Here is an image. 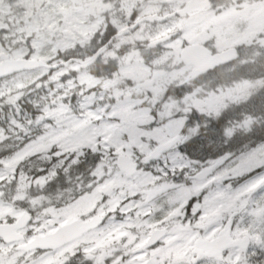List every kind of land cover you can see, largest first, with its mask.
<instances>
[{
    "label": "snow or ice",
    "instance_id": "obj_1",
    "mask_svg": "<svg viewBox=\"0 0 264 264\" xmlns=\"http://www.w3.org/2000/svg\"><path fill=\"white\" fill-rule=\"evenodd\" d=\"M0 264H264V0H0Z\"/></svg>",
    "mask_w": 264,
    "mask_h": 264
}]
</instances>
